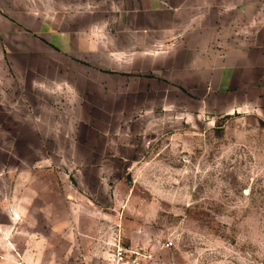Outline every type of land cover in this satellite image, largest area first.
Returning a JSON list of instances; mask_svg holds the SVG:
<instances>
[{"label": "rangeland", "instance_id": "obj_1", "mask_svg": "<svg viewBox=\"0 0 264 264\" xmlns=\"http://www.w3.org/2000/svg\"><path fill=\"white\" fill-rule=\"evenodd\" d=\"M10 2L0 0V264H108L119 239L139 264H264V76L204 108H95L91 132L27 70L34 59L18 48L33 45L7 21Z\"/></svg>", "mask_w": 264, "mask_h": 264}, {"label": "crops", "instance_id": "obj_2", "mask_svg": "<svg viewBox=\"0 0 264 264\" xmlns=\"http://www.w3.org/2000/svg\"><path fill=\"white\" fill-rule=\"evenodd\" d=\"M11 1L7 21L33 45L18 48L34 59L27 70L91 132L95 108H204L264 76L260 0Z\"/></svg>", "mask_w": 264, "mask_h": 264}, {"label": "built area", "instance_id": "obj_3", "mask_svg": "<svg viewBox=\"0 0 264 264\" xmlns=\"http://www.w3.org/2000/svg\"><path fill=\"white\" fill-rule=\"evenodd\" d=\"M113 250L108 255V264H139L138 258H129V250L126 249L121 240L112 244ZM167 248L172 247V243L166 244Z\"/></svg>", "mask_w": 264, "mask_h": 264}]
</instances>
